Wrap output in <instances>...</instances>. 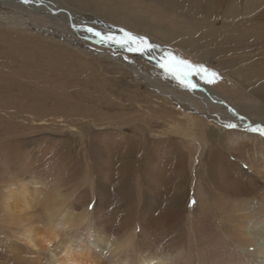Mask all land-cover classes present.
<instances>
[{"label":"rangeland","instance_id":"1","mask_svg":"<svg viewBox=\"0 0 264 264\" xmlns=\"http://www.w3.org/2000/svg\"><path fill=\"white\" fill-rule=\"evenodd\" d=\"M41 1L36 0L34 8L29 4L30 9H26L30 12L41 3H47L50 8L77 13L69 15L66 11L53 10L46 14L54 17L56 22L66 20L65 28L73 32L75 39L67 45L63 34L56 37L50 25L42 21L34 26L29 16L22 15L24 25L13 26L0 20V264H58L65 255L63 243L67 239L73 240L80 252L92 256L81 244L82 241L87 243L86 239L93 243L97 237L118 247L113 251L110 246L94 247L101 264L123 262L126 257L136 264L153 255L165 258L171 264H212L207 262L203 250L193 246L195 240L211 241L212 244L227 241L224 246L219 244V250L226 254L220 261L226 260V256L234 261L232 264H242L240 255L251 254L252 250H244L238 244V239L244 236L242 229L249 219L250 226L257 228L264 220V155L261 154L264 136L258 134L259 138L248 131L249 134L241 133L237 140L234 136L237 132L223 127L228 120L219 116L214 108L194 107L168 96L169 93L176 96L180 90L158 76L159 70L154 63L137 68L147 77L157 79L152 85L147 79L137 77L129 67L127 59L134 60L132 53L116 49L115 44L92 43L91 38L81 32L80 36L75 35L77 30L73 28V21L105 33L111 28H124L146 36L150 42L194 64L202 63L214 69L222 77L219 83L209 86L194 82L206 92L217 94L220 101L234 108L250 124L264 125V97H261L264 95V0H247V4L253 2L247 13L233 14L229 18L224 15L230 9L225 0H186L190 5L185 0H173L174 4L166 0ZM5 8L0 6L1 17H17ZM197 9L199 14L194 13ZM118 13L142 21L146 32L126 27L107 15ZM81 14H85L91 23L79 18ZM71 19H75L72 24ZM161 31L169 33L168 39ZM88 45H93L94 49ZM58 57L64 62H58ZM50 68L56 69V74ZM155 86L169 93L164 95ZM61 93L72 98L68 106L74 104V107L70 109L84 111L90 108L87 111L92 117L66 114L65 107L54 108L52 104L34 108L29 105L31 98L26 97L37 94L56 98V95H63ZM186 94L192 96L189 91ZM62 111L68 118L63 113L60 116ZM188 118L194 119L195 125L192 126ZM188 131L195 132L198 138L202 134L206 141L210 138L209 131L223 136L224 161L237 169L231 171L228 168L224 172L215 168L216 182H236L233 177H237V182L242 183L240 191H246L245 188L257 182L258 186L254 187L258 198L250 197L248 205V197L237 198L245 199L246 203V207L236 213V217L243 215L238 221L227 215L228 208L234 207L232 199L228 203L224 198L219 201L223 192L209 186L204 158L210 140L202 143L199 139L198 144L193 143L185 137ZM96 134L101 138L97 137L96 143L114 148L113 154L121 152L128 144L126 142L136 145V171L132 173L133 163L129 175L119 173L123 178L120 175L114 182L112 175L115 179L117 171L112 174L105 170L101 162L104 159L93 170L88 154L89 140ZM161 139L167 141L160 142ZM244 140L258 149L257 154L249 148L250 144L236 150L238 142ZM165 142L170 144L159 146ZM142 144L144 148L147 146V151L153 152L148 154L150 161L146 168L140 169L147 160V156H141ZM175 147L184 155L182 170L169 164L173 157L167 160L175 153ZM123 180L131 186L130 200L120 202L113 191L125 184ZM177 180H180L179 184ZM23 186L31 195L29 204L14 208L10 193L21 192ZM172 187L177 188L174 191L176 203ZM193 200L196 203L189 206ZM64 213L70 216L64 217ZM28 229L39 239L35 242L37 249L23 239ZM48 241L50 248L46 250ZM246 259L247 264L259 263V258L252 254Z\"/></svg>","mask_w":264,"mask_h":264},{"label":"bare ground","instance_id":"2","mask_svg":"<svg viewBox=\"0 0 264 264\" xmlns=\"http://www.w3.org/2000/svg\"><path fill=\"white\" fill-rule=\"evenodd\" d=\"M41 1V0H40ZM44 1V0H43ZM52 2L54 0H51ZM70 1V0H69ZM72 1V0H71ZM77 1H80V0H77ZM167 2H170L171 4H174V1L173 0H166ZM195 1H201V0H195ZM42 2V1H41ZM46 2V1H45ZM66 2V1H65ZM63 2V3H65ZM68 2V0H67ZM73 2V1H72ZM75 2V1H74ZM73 2V3H74ZM185 2L190 5L186 0ZM229 3V4H228ZM36 2L32 3V6L31 8H34ZM44 4V3H43ZM47 3H45V5H39L35 10L33 11H30L27 10V9H30L29 8V5H24L22 3H20V0H0V6H4V7H7L5 9H8L10 11V13H14V17L16 18H13V17H1L0 16V20H4L6 21L7 23H9L10 25H13V26H16V25H24V21L21 20V17L22 15H25V16H29V21H31V23L35 26L37 25V23L39 22H43L44 24H48L50 25V29L51 31L55 34L56 33V37H62L63 35L66 37V42H64L65 44L67 45H71V41L72 39H75L73 38V32H69L67 30V28H65V21L62 20V23L59 22H56L54 19V17H50L46 14H48L49 12H53V10H58V12L62 13V12H68V14L70 15V13L72 14H77L73 11H69L67 9H61V8H58V7H52L50 8L49 6L46 5ZM69 3H67L68 5ZM225 4H228L229 6V10L226 11V15L225 17H230V16H233V14H239L241 12L243 13H247V9L249 6H251L253 4V2L249 1V3L247 4V0H225ZM231 4V5H230ZM206 5L207 4V1H206ZM205 5V7H207ZM55 6V5H54ZM65 6V4H64ZM73 6V5H72ZM86 5H84L85 7ZM120 6V5H119ZM209 6V5H208ZM212 6V5H211ZM227 6V7H228ZM87 7V6H86ZM27 8V9H26ZM70 8V7H69ZM99 8V7H98ZM113 8V7H112ZM208 8V7H207ZM210 9V8H208ZM96 10V9H95ZM105 12H106V9H104ZM198 9L196 10V12L194 13H198L197 12ZM211 11V10H210ZM213 11V9H212ZM215 11V10H214ZM44 12V13H42ZM48 12V13H47ZM108 12V11H107ZM204 12V11H203ZM81 13V12H80ZM112 13V12H111ZM202 13V12H201ZM200 13V14H201ZM208 13V12H207ZM132 14V13H131ZM199 14V13H198ZM205 14V13H204ZM210 14V13H209ZM215 14V13H214ZM37 15H40L42 18L40 19ZM68 15V16H69ZM82 15V16H81ZM79 18L81 19H85V20H88L89 22L91 20L85 18V14H81ZM109 16H112L114 19H116L118 22H120L121 24L125 25L126 27H130L131 29L133 30H138L139 31H143V32H146L145 29H143V23L142 21H139L138 19H135V18H132L130 15L127 17V15L125 13H118V14H107ZM212 15V13H211ZM216 15V14H215ZM37 16V17H36ZM62 16V15H61ZM67 16V17H68ZM58 18V17H57ZM45 19V20H44ZM75 20V19H71V21H69L71 24H72V21ZM77 22V21H76ZM82 22V21H80ZM30 23V22H28ZM42 23V25H43ZM75 23V21H73V24ZM83 23V22H82ZM91 23V22H90ZM69 25V24H68ZM97 29L98 26H96ZM41 28V27H40ZM145 28V27H144ZM147 28V26H146ZM119 29V28H111V30L113 32H115L116 35H120L118 32H116V30ZM157 29V28H156ZM145 30V31H144ZM153 30V28H152ZM151 30V31H152ZM160 31V29H158ZM162 30V29H161ZM97 31H100L102 33H105L103 31L100 30H97ZM150 31V30H149ZM157 31V32H159ZM80 32H81V35H84L91 38V42L94 43V42H99L98 38L96 37H93L91 34L89 33H86V32H83V31H74V33H76L75 35L77 36H80ZM154 32V31H153ZM161 33H163V37L166 38L167 36H170L169 33H164V31H161ZM61 34H63L61 36ZM158 34V33H157ZM74 35V36H75ZM259 36V35H258ZM55 39V38H54ZM168 39V37L166 38ZM56 41V40H55ZM82 42V41H80ZM90 42V41H89ZM157 44V43H156ZM108 45H112V44H108ZM89 46V45H88ZM70 47V46H69ZM89 47H91L92 49H94V46L93 45H90ZM116 47V49H121L122 51L126 52L123 48H120V47H117V46H114ZM8 48V47H7ZM79 48H83V47H79ZM80 51V50H79ZM4 52V51H3ZM9 52V51H8ZM12 53V52H11ZM100 54H102L101 52H99ZM127 53H130V52H127ZM104 54V53H103ZM248 54V53H247ZM10 55V54H9ZM8 55V56H9ZM127 54H122L123 57L127 58L129 57V55ZM139 55V54H137ZM136 55V53H132V57L134 58V60H130L129 58V61L127 59V62H130V68L134 71L135 75L137 77H142L144 79H147L146 81L147 82H151L152 85H155V81L154 80H157V79H153V77H147V75H145L143 72H141L140 70H138L137 68L140 66V65H143V66H146L147 65H150V63H154V62H150L148 61V59L146 57H142L139 55V57ZM23 57V56H22ZM13 58V57H12ZM25 58V57H24ZM59 59L56 58V60L58 62H64V59L62 57H58ZM10 59V58H9ZM19 60V59H18ZM15 61V60H14ZM28 61V59H27ZM32 61V60H31ZM30 61V62H31ZM122 64H124L123 62H121ZM30 64V63H29ZM18 65V64H17ZM151 68V67H150ZM130 69V70H131ZM154 69V68H153ZM56 70V69H55ZM54 69L50 68V71H53L54 74H56ZM55 71V72H54ZM158 71V70H157ZM156 72V71H155ZM253 75V74H251ZM158 76L161 78V79H164L163 78V75L159 72ZM1 77V76H0ZM4 77V76H2ZM5 78V77H4ZM16 78V77H15ZM7 80V79H6ZM165 81H167L168 83H172L175 85V88H177L178 90H180L179 94L178 95H174L173 93H169L167 94L163 89H161L160 87L158 86H155L156 89H158V91L160 93H163L164 95L167 94L168 96L170 95L171 98L173 97L174 99L176 100H179V101H186L187 103H191V105H194V107H198L199 105H202L204 106L206 109L208 108H214L215 110H217V112L219 113V116H222L224 118H226L229 122H235V123H238L240 125V127H238L237 129H235V131L237 132V134H235L234 136L236 137L237 140H239V136H241L240 134H246L248 133V131L245 130V125L246 124H250L246 119H244V121H240L237 119L236 116H233L232 115V112L230 110H233L231 107L227 106L224 102L220 101L219 97L217 96V94L215 93H212V92H206L203 88L201 89L200 86H199V89L195 92H190L192 94L191 97L187 96L186 94V91L180 86L178 85V83L176 81H173V80H166L164 79ZM158 84V83H157ZM162 84V83H161ZM65 86V83L63 84ZM55 86V85H54ZM169 86V85H168ZM171 86V85H170ZM7 87V86H6ZM67 86H65L66 88ZM9 88V87H8ZM57 88V86L55 87ZM62 88H64L62 86ZM100 88V87H99ZM5 89V88H4ZM54 89V87L52 88ZM60 89V87H59ZM105 89V88H104ZM173 89V88H171ZM61 90H64V89H61ZM170 90V89H169ZM58 91V90H57ZM99 91V90H98ZM111 91V90H110ZM65 92V90H64ZM68 93V92H67ZM71 93V92H70ZM100 93V92H99ZM102 93V92H101ZM188 93V91H187ZM63 94V93H61ZM79 94V93H78ZM72 95V94H71ZM88 95V94H87ZM101 94H99L98 96H100ZM28 97L29 99L31 98L30 100V103L29 105L30 106H33L34 108L35 107H40V106H47L48 104H52L54 105V108L55 106H62V107H65L63 109H65V113H71V114H74V115H78V116H82V117H92L91 114H89V109H86L84 111H82L81 109L78 110V108L75 109H70L69 107H74V104L72 106H68L69 105V99H72V98H69V95H56V98H51L50 97H46V95L44 96H41V95H37V94H31V95H28L26 96ZM261 97L263 98L264 95L261 94ZM98 98V97H97ZM100 98V97H99ZM122 98V97H121ZM91 99V97H90ZM264 99V98H263ZM63 100V101H62ZM88 100V99H86ZM95 100V99H94ZM102 100V99H101ZM96 101V100H95ZM83 102V101H82ZM91 102V100H90ZM110 102V101H109ZM229 102V101H228ZM75 103V102H74ZM96 103V102H95ZM97 103H98V100H97ZM102 103V102H101ZM63 104V105H62ZM77 105V104H76ZM101 106V105H100ZM41 108V107H40ZM59 108V107H58ZM67 108V109H66ZM87 108V107H85ZM44 110H48V109H44ZM54 110V109H52ZM67 110V112H66ZM50 113H51V110H49ZM61 111V109L59 110V112ZM94 111V110H93ZM35 112V111H34ZM58 112V111H56ZM64 111H62L60 116H66L65 113H63ZM33 113V112H32ZM49 113V114H50ZM63 113V115H62ZM47 114V113H46ZM55 114V113H54ZM45 115V114H44ZM57 115V114H55ZM39 116V115H38ZM41 116V114H40ZM69 116V115H68ZM94 116V115H93ZM241 116V115H239ZM59 117V116H58ZM253 117V116H252ZM40 118V117H39ZM66 118H68L66 116ZM64 119V118H63ZM95 120V119H94ZM99 120V119H98ZM108 121V120H107ZM227 121V122H228ZM188 122L193 126L195 125V121L194 119L192 118H188ZM197 123V122H196ZM94 124V123H93ZM86 125V124H85ZM253 126H256V125H260V124H251ZM84 126V125H83ZM195 127V126H194ZM103 128V127H102ZM109 128H111L109 126ZM113 128V127H112ZM109 130V129H108ZM198 130V129H197ZM208 130V129H207ZM87 131V130H86ZM117 131V130H116ZM206 131V130H205ZM110 132V130H109ZM113 132V131H112ZM115 132V131H114ZM113 132V133H114ZM186 132V131H185ZM102 133V132H101ZM104 133V132H103ZM117 133V132H116ZM206 133V132H204ZM234 133V132H233ZM201 134V133H200ZM207 134V133H206ZM215 132H212V131H209L208 135H209V142H211V145H209V148H208V151H207V156L204 158V163H205V169H207V179H209V186L211 185V188L214 186V187H218L222 192V198L219 199V201H223V198L225 199V201L228 203V201H230L232 199L233 203H234V207L233 209L231 210L230 208H228V213L227 215H229L230 217L234 218L235 221H238V219H241L243 218V215L241 216H238L236 217V213L237 211H241L243 210L245 207H246V203H245V199H240V200H237V198H242V196H245V197H248L247 198V205H248V200L250 197H254V198H258L259 196H257L258 194H256V188L258 185H257V182H254V185L252 184V186L250 185L248 188H245L246 191H240V187L242 186V183L241 182H237V177H233L234 180H236V182H227V181H224L225 183H221V182H216L215 179H214V169L215 168H220L222 169V171H226V169L230 168L231 171H234V169H237V167L235 165H232V164H227L226 161H224V157H225V153L223 152V149H224V143L222 142L223 141V136L222 135H218V134H215ZM229 134V133H228ZM249 134V133H248ZM256 134V133H255ZM105 135V134H104ZM109 135V134H108ZM114 135V134H113ZM112 135V137H114ZM231 135V134H230ZM257 136L256 137H259L261 138L258 134H256ZM110 136V135H109ZM98 137V138H97ZM106 137V136H105ZM185 137L186 139H188L189 141L193 142V143H196L198 144V140L200 139V141L204 142V143H207L208 141H206V139H204L205 136H203L202 134L200 135V138L197 137V135L195 134V132H191V131H188L187 133H185ZM92 138H94L92 140ZM99 139L100 138V135L96 134V135H93V136H90V139L91 141H93L91 143V141L89 140V146H90V150H89V158H90V161L92 163V169L94 170L95 167L98 166L99 163H103L104 165V169L106 170H109L110 172H113L117 171V174H116V177L115 179H113V175H112V181L114 180V182L120 178V175L122 173H124L125 175L128 174L131 172V170L133 169L132 168V165L134 163V165L136 164L135 162V157H138L137 154L135 153V146L134 144H130L129 142H126L128 143L127 145L124 146V148L121 150V152L119 153H115L113 154L112 150L113 149H110L111 147L110 146H106L105 147L101 144L100 146L96 143L95 139ZM124 138V137H123ZM132 138V137H130ZM208 138V137H207ZM101 139V138H100ZM104 139V138H103ZM102 139V140H103ZM115 139V138H114ZM126 139V138H125ZM133 139V138H132ZM232 139V138H231ZM128 140V139H127ZM163 141H167L166 139H161L160 142ZM130 141V140H129ZM159 142V140H157ZM261 141H264V140H261ZM133 142V141H132ZM202 142V143H203ZM140 143V142H139ZM145 143V142H144ZM151 143V142H150ZM156 143V142H155ZM170 142H165V143H162L161 145L159 146H167L169 145ZM97 144V145H96ZM106 144V143H104ZM145 144H149L148 142H146ZM172 144V143H171ZM250 143L247 142V141H240L238 142V149L236 150H239L240 148H245L249 145ZM139 145V144H137ZM151 145V144H149ZM156 145V144H154ZM142 147V154L141 156H143V158L145 156H147V160L145 162H142L139 161L140 163H142V166H140V169H143V168H146V164L148 163V161H150L148 158V154L152 151H147V149L144 148V144L140 145ZM236 146V145H235ZM100 147V148H99ZM110 147V148H109ZM149 147V146H148ZM152 147H155L152 145ZM252 147V148H251ZM255 147V146H254ZM109 148V149H108ZM229 148V147H228ZM249 148L254 150L255 153L257 154V151L258 149L253 148V146L250 144L249 145ZM102 149V152H100L99 150ZM108 149V150H107ZM147 151V152H146ZM253 151V153H254ZM153 152V151H152ZM175 153H173V156L170 155V157L167 158V160L169 159V161L172 159L173 157V160L169 162V164H175L176 167H180L181 170L183 168V159H184V155L179 151V149H176L175 147ZM156 153V152H155ZM252 153V152H251ZM261 151H259L258 154H260ZM262 155H264V151L261 153ZM150 155V154H149ZM152 156L155 157L154 154H151ZM260 156V155H259ZM175 157V158H174ZM140 158V157H139ZM153 158V157H152ZM151 158V159H152ZM156 158V157H155ZM154 158V159H155ZM101 159H104L103 161L100 162ZM154 159H152V162L155 161ZM159 159V158H158ZM229 159V158H228ZM137 160V159H136ZM166 160V161H167ZM230 160V159H229ZM150 164H152L151 162H149ZM157 163V162H156ZM167 163V162H166ZM97 164V166H96ZM117 164V165H115ZM138 164V163H137ZM203 164V163H202ZM102 165V164H101ZM91 166V165H90ZM100 166V165H99ZM114 166H115V169H114ZM164 166V165H163ZM149 168V167H147ZM137 169L136 168V165L134 166V170L132 171L135 172ZM130 170V171H129ZM139 170V169H138ZM156 170V169H155ZM129 171V172H128ZM158 171V170H157ZM165 171V170H164ZM167 171V170H166ZM102 172V171H101ZM143 172V170H142ZM159 172V171H158ZM121 173V174H119ZM152 173V171H151ZM155 173V172H154ZM249 173V172H248ZM144 174V173H143ZM153 174V173H152ZM157 174V173H156ZM159 174V173H158ZM161 175V174H160ZM127 176V175H126ZM125 176V177H126ZM132 176V174H131ZM157 176V175H156ZM121 177L123 178V175H121ZM232 177V176H231ZM179 178V177H178ZM206 179V178H205ZM230 180V178L228 179ZM124 181V180H123ZM112 182V183H114ZM124 185H121L119 186L118 188H116L113 192L116 194V197H117V200L118 201H125L129 198V189L131 186H128V183L126 181H124ZM177 184L180 183V180H177L176 181ZM252 183V181H251ZM259 183V182H258ZM264 185V183H263ZM262 185V187H263ZM27 186V185H26ZM26 186H23L21 188L22 191L17 193V194H13L12 192L10 193V200L12 201V205L14 206V208L16 207H19V206H27L28 201L29 200V197L31 196L28 191H26ZM255 186V187H254ZM177 188H173L171 189L172 191V194L174 195V191H176ZM215 194V193H214ZM263 194V193H262ZM216 195V194H215ZM175 197H173V200L171 198L172 201H174V203L177 202V198H176V195H174ZM217 196V195H216ZM239 196V197H237ZM264 196V195H263ZM211 197V196H210ZM176 198V199H175ZM217 198H219V195L217 196ZM262 197H260L259 199L261 200ZM253 199V198H252ZM130 200V198L128 199V201ZM222 203V202H221ZM224 203V202H223ZM232 203V202H231ZM252 203V202H251ZM23 206V207H24ZM230 207V205L228 206ZM10 208V207H9ZM247 209V208H246ZM54 210V209H53ZM226 213V212H225ZM54 214V213H53ZM235 214V217L234 215ZM251 214V213H250ZM64 217H69L70 215L68 214H62ZM263 216V215H262ZM73 217V216H72ZM49 220L52 219L49 215ZM237 219V220H236ZM69 221V220H67ZM249 220H247V223H245L246 225H244L243 229H242V233H243V237L241 239H238V244L240 246H242L244 248V250L247 248L248 249H252L251 250V254L253 256H256L257 258H259V263L258 264H264V220L261 221V225H260V228H257L256 226L255 227H251L250 224H249ZM56 223V222H55ZM61 223V222H60ZM67 224V222H66ZM65 224V225H66ZM69 224V223H68ZM67 227V226H66ZM70 227V225L68 226ZM37 235V234H36ZM89 237V236H88ZM23 239L25 241V243L28 245H30L33 249H37V246L38 244H35V242H38L39 239L37 240V238H35V235L33 234V232L28 229L25 231V234L23 235ZM217 240H220V239H217ZM87 243H84V241H82V244H81V247H84V248H87L88 251L92 254L91 255H88V254H85V253H82L80 252V248H78L76 246V244H74L73 240H69L67 239L63 245L65 247V255L63 257H61L60 261L58 264H95V262H98V264H101V262H99V258H98V253L95 251L94 247H98L99 249H103V247L105 246H110V249L111 251L117 249L118 247L115 245V243H110L108 242V240L102 238V237H97L96 241L91 243L89 241V239H86ZM50 243V241L46 242L45 244V249L46 250H49L50 248V245H48ZM193 243V246L196 247V248H200L201 250H203L202 252L205 254V257L207 258V262L209 263H212V264H220V263H225V264H232V262H234L233 260L231 261L229 259V257H226L227 258L226 260H223V261H220V258H222V255H226L224 254V252L222 251V249L219 250V244L220 245H225L227 243V241H224V240H221L220 242H215L214 244L208 241H204V240H195V241H192ZM121 245H119L120 247ZM206 247V248H205ZM227 247V246H226ZM205 248V249H204ZM231 249V248H230ZM242 249V248H241ZM229 250V249H228ZM199 252V251H198ZM201 252V251H200ZM230 252V251H229ZM236 252V251H235ZM247 252V251H245ZM226 253V252H225ZM243 253V252H241ZM234 254V253H233ZM251 254H248L245 253L244 256L240 255L241 257V260H242V264H247V259L246 257L248 255H251ZM228 255V254H227ZM231 255V254H230ZM235 255V254H234ZM236 256V255H235ZM93 259H92V258ZM98 258V259H96ZM240 261V260H238ZM220 262V263H219ZM250 262V261H249ZM238 263V262H237ZM115 264H133V262H131V258L129 257H126L123 262H119V263H115ZM135 264V263H134ZM136 264H171L170 261H168L167 259L165 258H162V257H159V256H156V255H153V256H149L147 258H142L140 259ZM240 264V263H239ZM251 264V263H250Z\"/></svg>","mask_w":264,"mask_h":264},{"label":"snow or ice","instance_id":"3","mask_svg":"<svg viewBox=\"0 0 264 264\" xmlns=\"http://www.w3.org/2000/svg\"><path fill=\"white\" fill-rule=\"evenodd\" d=\"M36 2V0H20V3L29 5ZM73 28L77 31H83L98 38L99 42L105 45L115 44L117 47L123 48L126 52L136 53L142 57H146L148 61L154 62L155 67L163 75L166 80L176 81L184 90L195 92L199 89V84L194 81H200L205 85H215L222 80L221 75L207 67L206 65L194 64L191 61L177 56L174 52L162 49L146 36L136 35L124 28L116 30L120 35L109 30L107 33L97 31L94 27L87 25L73 24ZM233 116L238 120L244 121L243 116H239L235 110H230ZM223 127L228 130H235L240 125L235 122H225ZM245 130L251 133L264 136V125L253 126L251 124L245 125ZM195 200L191 201L189 206L195 204Z\"/></svg>","mask_w":264,"mask_h":264}]
</instances>
